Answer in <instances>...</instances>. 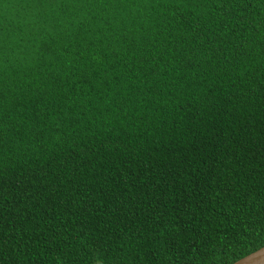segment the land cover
<instances>
[{
	"label": "trees",
	"instance_id": "16d2710c",
	"mask_svg": "<svg viewBox=\"0 0 264 264\" xmlns=\"http://www.w3.org/2000/svg\"><path fill=\"white\" fill-rule=\"evenodd\" d=\"M263 246L264 0H0V264Z\"/></svg>",
	"mask_w": 264,
	"mask_h": 264
},
{
	"label": "water",
	"instance_id": "95a60500",
	"mask_svg": "<svg viewBox=\"0 0 264 264\" xmlns=\"http://www.w3.org/2000/svg\"><path fill=\"white\" fill-rule=\"evenodd\" d=\"M233 264H264V246L237 260Z\"/></svg>",
	"mask_w": 264,
	"mask_h": 264
}]
</instances>
